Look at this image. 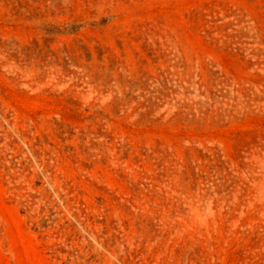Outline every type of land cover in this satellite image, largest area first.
I'll return each instance as SVG.
<instances>
[{
    "label": "rangeland",
    "instance_id": "obj_1",
    "mask_svg": "<svg viewBox=\"0 0 264 264\" xmlns=\"http://www.w3.org/2000/svg\"><path fill=\"white\" fill-rule=\"evenodd\" d=\"M0 264H264V0H0Z\"/></svg>",
    "mask_w": 264,
    "mask_h": 264
}]
</instances>
